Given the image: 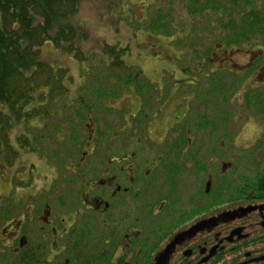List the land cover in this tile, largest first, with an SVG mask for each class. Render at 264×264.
<instances>
[{"label": "flooded vegetation", "instance_id": "flooded-vegetation-1", "mask_svg": "<svg viewBox=\"0 0 264 264\" xmlns=\"http://www.w3.org/2000/svg\"><path fill=\"white\" fill-rule=\"evenodd\" d=\"M217 51L250 55L243 73L228 61L222 70L243 78L239 88L247 87V93L251 80L264 70L263 53ZM195 82L172 81L167 91L159 89L160 95L174 100L185 85L197 88ZM263 83L250 90L264 93ZM244 102L253 116L264 119V110ZM192 106L184 116L176 112L173 120L158 119V128L155 122L164 108L143 144H112L108 155L103 145L93 144L84 159L69 160L55 192L59 208L44 197L39 207L32 204L40 192L25 209H14L15 217L0 219V264H264V124L254 143L236 140L230 150L236 159L231 160L225 141L211 145L209 139L220 138L232 113L224 112L218 126L207 112L189 110ZM207 120L217 128L207 127ZM184 125L197 134L191 132L188 143H176ZM157 129L158 141L153 139ZM131 149L139 153L131 154ZM72 175L75 182H69Z\"/></svg>", "mask_w": 264, "mask_h": 264}, {"label": "trees", "instance_id": "trees-1", "mask_svg": "<svg viewBox=\"0 0 264 264\" xmlns=\"http://www.w3.org/2000/svg\"><path fill=\"white\" fill-rule=\"evenodd\" d=\"M154 4L155 8L151 6L147 9L148 17L142 28L150 32V38L164 37L169 43L174 40V35L177 39L191 40L190 48L176 41L173 46L184 44L191 56L193 53L200 56L201 68L206 69V73L198 66V73H190L192 76L184 80L195 82L192 78L195 76V80H198L195 82V91L200 94L198 100L206 106L210 103V97H216V92L226 90V79L235 77L234 72L214 71L211 59L218 48L242 49V46L249 43V46H255V50L263 53L264 59V36L260 37L262 41L259 43L254 42L258 40L255 39L254 29L264 28V0H178L181 6L177 9L176 0H155ZM260 5L263 6L262 10H259ZM78 10L79 0H0V146H9L12 133L23 125L27 134L23 132L24 135L18 137L17 141L22 143L29 154L46 158L54 167L58 174L56 180L54 179L57 188L61 186L58 182L59 175H63V170L68 168V161L84 159V153L89 149L87 146L122 143V134L128 135L126 140L130 144L145 143L149 126L155 116L168 105L167 97L163 98L159 89L147 82L138 67L126 64L125 57L130 54L129 47L105 45L102 53L93 54L96 62L92 67L100 72L102 78H96L95 82L98 84L89 87H96V91L86 95L88 99L93 100L92 104L86 103L85 97H77L72 91L74 77L67 69H54L42 61L41 49L46 43H51L56 48L74 53L80 63L87 64L90 58L74 45L76 30L70 25L60 23L75 16ZM181 10H186L189 15L188 26L179 23V27H182L179 33H182L183 38L174 34L177 29L171 22L173 14H178L180 19ZM262 34L264 35V32ZM199 45L206 47L201 51L197 48ZM105 69L110 73L105 76L107 85L103 86L102 72ZM184 71L190 72L187 68H184ZM87 72L83 69L80 77L92 82L93 78ZM242 79L235 78L231 84L239 85L238 81L241 82ZM206 83L210 84L209 88L203 89ZM102 87L106 89L102 90ZM126 94L133 95L140 101L137 116L127 125L125 112L123 117L126 124L117 127L112 135L104 134L99 124H95L99 118L93 116L91 119V111H110L106 104L108 106L111 100L121 99ZM244 98L248 108L264 110L263 92L250 90L244 94ZM159 102L163 104L158 111H154ZM146 107H149L148 112H144ZM194 107L195 105L189 110H198ZM74 108L75 111L69 112ZM225 113L228 114V110ZM102 118L105 125L107 119ZM83 119L90 121V124L93 121L95 126L90 131V124L84 123L88 131L84 141L77 135ZM34 122L35 126L32 125ZM29 123L32 126L28 127ZM210 125L217 128L207 120V127ZM191 132L197 134L192 131L191 125H184L175 142L188 143ZM222 136L224 135L218 138L217 143L224 142L229 137L228 134L226 137ZM130 153L136 154L139 150L131 149ZM76 179L77 177L72 175L69 182H75ZM260 184L264 191V181Z\"/></svg>", "mask_w": 264, "mask_h": 264}, {"label": "rangeland", "instance_id": "rangeland-1", "mask_svg": "<svg viewBox=\"0 0 264 264\" xmlns=\"http://www.w3.org/2000/svg\"><path fill=\"white\" fill-rule=\"evenodd\" d=\"M163 1L167 2V0ZM154 2L155 0H79L78 13L71 18L62 20L60 23L65 26L70 25L76 30V42H74V45L77 50L90 58L87 61V64L80 63L74 56V53H69L64 49L56 48L51 43H46L42 47V61L46 62L54 69H67L70 75L74 77L72 91L75 92L77 97H85L86 99L84 98V100L86 103L92 104L93 100H91V98L88 99L86 95L90 92L96 91V87L94 89H89V87L96 86V78H102L100 72L92 67L96 62L93 54L102 53L105 45L119 46L121 48L129 47L130 54L125 57L126 64L128 66L138 67L143 72V77L147 82H150L154 86H158V89H161L162 91H167V85L170 82H178L185 78H189L193 73L195 75L198 66L202 69L200 65L201 59H199L200 56H195L194 53L191 56V52L185 49L184 44L187 45L186 48H190L191 40L189 41V38H184L182 40L177 39L174 35L172 37L174 40L169 43V40L164 37L150 38L148 36L150 32L142 28V26L144 27L146 24L145 21L148 17L147 9L151 6L153 7L155 5ZM176 4V9L181 6L178 4V0H176ZM262 9L263 6L260 5L259 10ZM263 11H261L260 18L263 16ZM165 12H167V10ZM180 16L179 19L178 14H173L171 22L177 29L174 34L177 36L179 34L180 38H183L182 33H179L181 30L180 28H182L179 27V23L181 22V24L183 23L188 26L189 21L187 17L189 15L186 10H181ZM54 29V32H56L57 28L55 27ZM254 30L256 33L255 39H258H254V42L259 43V41H262L260 37L264 36L262 34L264 28ZM175 41L184 44L183 46L182 44L173 46V42ZM205 47L206 46L199 45L197 48L203 51ZM241 48L243 50L256 49L255 46H249V43ZM224 55L225 52H216L213 60L214 70L222 71L226 69L225 64H228L237 72L243 73V71L247 70L249 67L251 60H249L250 55L248 54L230 52L229 54ZM191 59L192 62H190ZM225 61L228 62L224 64ZM184 68L189 69L190 72H185ZM83 69H86L88 71L87 74L93 78L92 82L87 81L86 78L84 79L80 77ZM202 71H205L206 73V69L203 68ZM191 72L192 74H190ZM102 73H104V80L101 83L104 86L107 85V78H105V76L110 73V71L105 69ZM263 74L264 70L260 72V75H256L257 79L251 80L250 84L253 87L249 85V91L251 87L254 88L256 85L264 82ZM192 78L195 80V76ZM197 78L200 79V77ZM235 78H239L237 73H235V77H229L226 79V90L216 92V97H210V103L208 106L198 100L200 94L198 95L195 92V84L190 83L194 86L185 85L179 89L180 93H178L174 100L170 101V99L167 98L170 105L168 104L169 106L167 105V108L165 107L166 111L157 117L155 124L157 123L159 128L161 125L159 120H173L172 115L176 112H179L181 116H184L190 106V103L188 102H191V106L196 102V108L201 110L202 114L207 112L206 114L214 119L215 122L217 119L218 126H220L222 122L221 119L224 117L223 113L228 110L232 115H230L228 119L226 130L222 129L220 135L225 133L233 134V138L228 137V140H226L225 143H227L226 149L228 150V159L235 160L236 158L232 156L230 150L235 149L237 145L236 140H238V143L240 144L241 142L249 144L254 143L262 134L259 128L264 124V119L259 116L260 120L258 117L253 116L254 113L247 109L245 105L243 94L247 91V87L240 91V85L231 84ZM186 82L188 83L192 81L186 79ZM209 85V83H206L203 85V89H208ZM105 89L102 87V90ZM182 92H187L188 95L181 94ZM239 93H241V96ZM174 95L175 92L171 90L169 92V97H173ZM224 97L227 102L224 100ZM186 99L189 101H185ZM139 104L140 101L137 100V97L135 98L133 95L126 94L121 99L111 100L108 103V106L106 104V108H109L110 111L105 112V110H103L104 112L101 113H92L91 111V119L93 116L98 117L99 119L95 121V124H99V128L104 134L107 133L112 135L117 127H122L126 124L123 117L124 113L127 112L126 117L127 119H130L138 111ZM162 104L163 103L159 102L153 110L158 111V108ZM73 111H75V108L69 110V112ZM148 111L149 107H146L144 112ZM83 115L85 116V112ZM195 116L196 115H193V117ZM102 117L107 119L105 125H103L104 119ZM85 122L90 124V121L87 122V120L83 119L82 127L80 125L79 127L81 128L78 127L77 130V135L82 141L86 140L88 135V131L84 127ZM78 123H80V121H78ZM170 123L172 122H169V124ZM32 125L35 126V122L32 123ZM32 125L29 123L28 127ZM94 127L92 121L90 124V131H92ZM243 129L244 131L242 132ZM23 132L25 133V130L23 125H21L12 133L9 146L4 144L0 146V209H6L7 211V214H5L4 211L0 212V219L11 216L15 217L16 211L14 209H25L28 206L29 198L37 196L40 192L41 194H39L38 197L31 200L32 204L39 207L41 205L40 203L43 202L42 198L44 197L48 200L50 199V202H52L55 208L60 207V202L58 201L60 194L55 193L60 191V187L57 188V183L54 182L55 177L58 175L57 171L49 164L46 158L29 154L27 150L23 148L22 143L17 141L18 137L24 135ZM208 132H211V129H208ZM164 133H166L165 129L162 131V135ZM177 134L178 131H176V136ZM160 135V129L153 131L154 140L158 141ZM120 138H122L124 142L128 139V135L124 136V134H122L120 135ZM148 143L151 142L149 141ZM214 143L217 144L216 138L213 139V137H210L209 144L213 145ZM109 146V144H105L102 152L108 155L111 152H109ZM69 175L70 174L66 176L68 177ZM60 176L61 175H59V177ZM62 179L57 180L62 183Z\"/></svg>", "mask_w": 264, "mask_h": 264}]
</instances>
